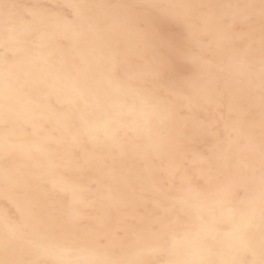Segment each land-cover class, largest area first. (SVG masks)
Returning <instances> with one entry per match:
<instances>
[{
  "label": "snow or ice",
  "instance_id": "6c2138e0",
  "mask_svg": "<svg viewBox=\"0 0 264 264\" xmlns=\"http://www.w3.org/2000/svg\"><path fill=\"white\" fill-rule=\"evenodd\" d=\"M0 264H264V0H0Z\"/></svg>",
  "mask_w": 264,
  "mask_h": 264
},
{
  "label": "bare ground",
  "instance_id": "6f19581e",
  "mask_svg": "<svg viewBox=\"0 0 264 264\" xmlns=\"http://www.w3.org/2000/svg\"><path fill=\"white\" fill-rule=\"evenodd\" d=\"M23 3H31L32 0H21ZM42 3H46L49 5H56L64 2V0H41ZM97 2H108V0H97ZM194 2H199V0H194Z\"/></svg>",
  "mask_w": 264,
  "mask_h": 264
}]
</instances>
